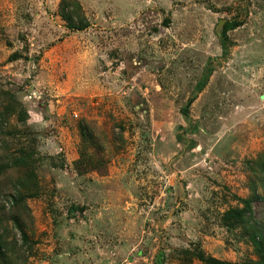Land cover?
<instances>
[{
	"label": "rangeland",
	"instance_id": "rangeland-1",
	"mask_svg": "<svg viewBox=\"0 0 264 264\" xmlns=\"http://www.w3.org/2000/svg\"><path fill=\"white\" fill-rule=\"evenodd\" d=\"M61 1L0 0V155L29 153L0 174V264L256 259L223 215L264 193V0H79L83 30Z\"/></svg>",
	"mask_w": 264,
	"mask_h": 264
},
{
	"label": "trees",
	"instance_id": "trees-1",
	"mask_svg": "<svg viewBox=\"0 0 264 264\" xmlns=\"http://www.w3.org/2000/svg\"><path fill=\"white\" fill-rule=\"evenodd\" d=\"M81 10H82V6L79 0L61 1L60 15L67 22L69 28L83 30L89 26V21L84 16ZM238 24L239 22L236 19H234L232 21H226V23L223 26L221 40H222V47H224L223 50L224 53H227L226 48L228 47L226 40L227 32L229 29L234 28ZM211 71L212 69H209V71L205 74L203 79H201L197 83L196 90L200 91L206 86ZM1 92L3 93V90ZM7 92L8 91H5L4 96L7 95ZM192 102H193V98L189 99L187 106L182 109L186 115L189 114V107L192 104ZM13 105L14 104L6 105V110L8 111ZM21 116L24 117V112H21ZM82 131H83V135L87 136L88 132H86L85 129H83ZM28 154H29L28 152L22 149L19 150V154H18L19 156H17L15 153L12 156L5 155L3 157L0 155V174L4 173L7 169L12 167H17V166L26 167L28 164V160L26 156H28ZM79 161L78 163H80L81 165L82 162ZM86 170L87 169H85V171ZM30 177H31L30 174H26V177L22 181H20V184L22 185V189L21 190L19 189L11 199L14 210L15 209L21 210V207L25 205V201L27 197L25 191H30L31 189L30 185L32 183V179ZM255 198L264 201V193L262 194L258 190L253 191V194L250 197H245L241 199V201L243 202L242 206H235L229 208L224 213L223 218L225 220V225L229 228H236L242 226L246 229V231L249 234L250 241L254 244L257 258L245 262H230V261L221 260L212 255L209 256L203 250H199L198 253L196 252L195 254L200 260L206 262L207 264H264V220L259 221L256 220V218L254 217L252 203ZM14 219L17 222L19 228L22 230V238L24 239V241H27L28 236L24 232L23 226L19 221L20 219H17L15 216ZM1 228L2 227H0V230ZM5 243L6 240L5 238H3L2 231H0V253H2Z\"/></svg>",
	"mask_w": 264,
	"mask_h": 264
},
{
	"label": "built area",
	"instance_id": "built-area-1",
	"mask_svg": "<svg viewBox=\"0 0 264 264\" xmlns=\"http://www.w3.org/2000/svg\"><path fill=\"white\" fill-rule=\"evenodd\" d=\"M78 114L76 113V116H77Z\"/></svg>",
	"mask_w": 264,
	"mask_h": 264
}]
</instances>
